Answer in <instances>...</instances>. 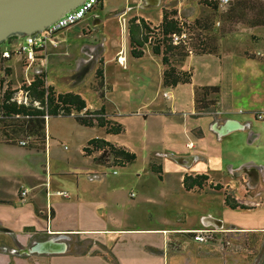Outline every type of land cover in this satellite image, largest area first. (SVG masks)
Instances as JSON below:
<instances>
[{
    "label": "crops",
    "instance_id": "obj_1",
    "mask_svg": "<svg viewBox=\"0 0 264 264\" xmlns=\"http://www.w3.org/2000/svg\"><path fill=\"white\" fill-rule=\"evenodd\" d=\"M201 1L103 0L80 22L83 29L98 27L104 35L98 62L103 63L105 99L90 87L97 85L94 73L91 89L78 85L71 91L83 95L91 110L104 106L125 131L108 134L102 128L83 127L73 117H56L47 121L45 150L0 142V230L21 244L55 239L67 245L62 253L16 258L15 263L0 252V264H264V117L258 118L264 113V48L248 46L230 55L220 47L222 39L236 32H248L258 45L264 38L255 30L264 26L245 25L250 31L242 25L230 27L215 38L216 53L191 55L179 65L193 71L192 59H217L213 83L196 84L194 74L191 84L164 88L162 65L161 97L127 98L122 103L113 98L117 83L111 68L122 67L125 74L149 55L161 61L149 45L142 58L130 55L127 21L139 16L159 25L166 6L176 8L178 17L189 22L215 13ZM113 22L123 27L122 38L108 44L104 30ZM56 36L65 45L77 39ZM55 57H49L50 67L55 61L63 75L68 64L59 53ZM84 67L81 63L78 69ZM69 74L65 78L71 86L86 80L83 71ZM135 77L144 80L138 72ZM119 83L125 89L132 84ZM205 86L220 87L219 107L212 113L196 108L195 89ZM228 121L239 125L222 133ZM94 138L128 148L137 155L136 162L120 170L96 163L99 154L83 152ZM11 149H18L21 157L10 159ZM151 162L162 166L161 175L150 170ZM166 166L173 169L168 176ZM198 174L224 189L186 190L184 177ZM226 193L246 208L228 207ZM200 230H213L214 237L196 241L194 233ZM255 239L263 247L257 255Z\"/></svg>",
    "mask_w": 264,
    "mask_h": 264
},
{
    "label": "trees",
    "instance_id": "obj_2",
    "mask_svg": "<svg viewBox=\"0 0 264 264\" xmlns=\"http://www.w3.org/2000/svg\"><path fill=\"white\" fill-rule=\"evenodd\" d=\"M250 1L238 0L236 5L230 6L226 17L232 22L245 20V11ZM201 4L214 12L220 10L221 0H202ZM261 13H264L261 11ZM248 26H264V19L248 21ZM215 28V22L208 17L197 18L194 21L178 17V10L174 7L163 8V18L159 25L134 16L127 21L130 55L135 59L144 56L145 47L150 46L154 55L161 58L164 88H176L179 85L191 84L194 73L192 70H182L179 65L191 55H204L216 53L218 47L216 41L212 48L208 47V39L199 40L198 46H193L188 39L190 32H211ZM186 36L175 42V37ZM103 63L101 62L100 65ZM15 69L8 67L0 69V142L7 145L21 146V141H27L26 147L30 149L45 150L47 144V121L56 117H73L83 127H98L108 134L119 135L125 129L124 126L111 119L105 107L91 110L87 100L80 93L73 91L59 93L48 82V73L43 70L35 73L31 81H23L20 87H12L10 79L14 76ZM97 91L102 99H105L104 70H97ZM23 92L27 96V102H19L18 94ZM220 87L205 86L195 89L196 108L201 113H212L218 110V96ZM216 95V98H212ZM86 156H94L96 163H102L112 168H123L134 164L137 155L124 146L111 143L102 138H94L88 141L83 149ZM150 170L161 175L162 166L151 162ZM186 190H203L210 186L216 190L224 189L222 185L209 184V177L204 174L186 175L183 180ZM225 204L231 209L246 208L234 197L225 194ZM194 235V234H193Z\"/></svg>",
    "mask_w": 264,
    "mask_h": 264
},
{
    "label": "rangeland",
    "instance_id": "obj_3",
    "mask_svg": "<svg viewBox=\"0 0 264 264\" xmlns=\"http://www.w3.org/2000/svg\"><path fill=\"white\" fill-rule=\"evenodd\" d=\"M238 0H230L228 5L220 6V10L218 12L212 13L211 15H207L205 17L210 18L215 22V28L211 32H207L205 34L204 32H190L188 36H191V39H188L189 42L193 46H198L199 40H204L205 38L208 39L210 48L213 47L214 42L216 41L215 38H219L220 35L224 36V32L228 31L230 27H235V25H242L244 28L248 31L250 29L246 27L245 23L248 21H256L258 19H264V0H256V1H250L249 7L245 11V20H242L241 22L231 23L232 21L226 17L227 10L230 8V6L236 5ZM109 14V13H108ZM86 23V21H84ZM93 23V22H92ZM83 22L75 24L68 29L63 30L61 33H59L57 36H65V38H68V36L71 38L75 36L77 38L73 43L68 44H61L58 39H55V36L53 37L54 40L52 42H49L47 45V48L44 53H42V56L47 55L49 68L46 69L48 73V82L49 84L55 83V89L59 93H65L67 91H77L78 85L79 88L84 89H91L90 87H97V85H93L89 87V84L91 83V77L90 75L94 73V77L96 78L97 70L101 67L99 64L100 58H98V54L100 52V44L102 40L104 39V35L100 33V28L98 27H88L83 29ZM123 27L120 25V23L113 22V25L109 29L104 30V34L108 37V44L110 40L115 39L118 43L120 42L119 37L122 33ZM80 36H78V34ZM84 33V34H83ZM256 34H259L264 38V29L263 28H257L255 30ZM89 35V36H86ZM56 36V38H57ZM64 38V39H65ZM74 38V37H73ZM16 38H12L10 40L14 41ZM8 42L2 44L0 47L7 46ZM255 48L260 47L261 49L264 48V40L263 42L257 44H254L251 41V35L248 32L241 33L236 32L232 36H229L225 39L221 40L220 47L222 52H226L228 54H236L238 50H244L246 48ZM59 53V55L64 59V62H66L68 65L66 68H64V74L61 75L62 67L60 65H53L50 67L49 57H55V54ZM235 57V56H234ZM56 58V57H55ZM235 58H233L234 60ZM88 60V61H87ZM236 60V64L240 61L242 63V59ZM84 63V68L81 70L78 69V66ZM234 63V64H235ZM15 64V72L14 76L10 79V83H12V87H20L21 84H23V81L25 79L27 80V76L29 78H32V72L29 70V73L27 75L25 67L23 66L22 62H13ZM218 64V60L215 58H195L192 59L189 63L190 68L193 69L195 74V83L200 84L201 82L205 83H213L214 77L216 75V65ZM40 62L37 60L36 62V68L40 67ZM55 65V66H54ZM219 65V64H218ZM64 66V65H62ZM246 67V66H245ZM42 68V67H41ZM111 68V67H110ZM143 69H146L147 74L143 73ZM50 70V71H49ZM161 70H162V63L157 57H151V55L147 56L143 60H138L135 67L128 70L125 74H123L125 71L122 70V67L118 68H111L110 69V76L114 78L115 82L117 83L116 89L113 93V98L116 99L119 103H122L124 99L127 98H140L144 99L147 96L154 98V97H161L164 89L162 86V78H161ZM74 71V74L77 73V71H83L86 74V80L82 82L83 84L80 85L77 83V81H74L75 84L71 86V82L69 81V78H65V76H69V72L72 73ZM49 72L50 75L49 76ZM136 72L142 74L144 76L143 81L137 80L135 75ZM66 73V74H65ZM120 74V75H119ZM124 76H126V79L124 80ZM51 77V78H50ZM75 78V77H74ZM31 80V79H30ZM75 80V79H74ZM97 81V80H96ZM125 83L131 82L130 89H125L124 86H122V82ZM97 84V82H96ZM76 88V89H75ZM97 89V88H96ZM127 90V92H125ZM216 95H212V98H216ZM54 123V121H52ZM133 123H128L129 126H132ZM67 145V149H69V145ZM14 150L12 153L7 154V156L11 158H19L21 155L17 152H19L18 149H11ZM137 168L141 169L143 167V159L140 158L139 162H137ZM116 170H120V168H116ZM166 176L170 175L173 172V169L169 166H166ZM245 196L248 195L244 192ZM247 197V196H246ZM34 242L30 241L26 244H21L17 242L12 235L8 234V232L4 230H0V252L7 254L10 256L11 262H19L16 260V258H29L32 259L34 257H38L39 254H33L28 253L27 250H30L33 246ZM262 241L260 239L254 240V249L255 254H260L262 251Z\"/></svg>",
    "mask_w": 264,
    "mask_h": 264
},
{
    "label": "water",
    "instance_id": "obj_4",
    "mask_svg": "<svg viewBox=\"0 0 264 264\" xmlns=\"http://www.w3.org/2000/svg\"><path fill=\"white\" fill-rule=\"evenodd\" d=\"M86 0H0V46L12 38L43 33L66 13L83 5ZM239 124L228 121L225 133ZM64 242L49 239L33 244L28 253L56 254L66 251Z\"/></svg>",
    "mask_w": 264,
    "mask_h": 264
},
{
    "label": "built area",
    "instance_id": "obj_5",
    "mask_svg": "<svg viewBox=\"0 0 264 264\" xmlns=\"http://www.w3.org/2000/svg\"><path fill=\"white\" fill-rule=\"evenodd\" d=\"M102 1L103 0H86L83 5L66 13L62 18L51 25L43 33L24 38H16L14 41L10 42L9 46L0 47V69H6L8 67H12L15 69V64H13V62H22L23 66L25 67L26 73L27 71L29 73V70H31L32 75L48 69V57L47 55L42 56V53L45 52L48 43L52 42L54 40L53 37L61 31L80 23ZM229 2L230 0H221L222 4H227ZM182 38H186V36H176L175 42H178ZM37 60L40 62V67L38 68H36ZM118 61L123 64V57L119 56ZM30 79L32 78H29V76H27V80L25 79V81L29 83L31 81ZM165 97H169L167 93L165 94ZM17 98L20 103L27 102V96L23 92H20ZM263 117L264 113L258 115V118ZM20 145L26 146L27 141H21ZM26 194V191L22 192V196H26ZM194 234V239L199 242H207L214 237L213 230H200Z\"/></svg>",
    "mask_w": 264,
    "mask_h": 264
}]
</instances>
